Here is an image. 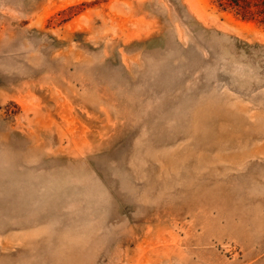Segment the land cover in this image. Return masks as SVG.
<instances>
[{
	"label": "rangeland",
	"instance_id": "374dc122",
	"mask_svg": "<svg viewBox=\"0 0 264 264\" xmlns=\"http://www.w3.org/2000/svg\"><path fill=\"white\" fill-rule=\"evenodd\" d=\"M0 264H264V25L0 0Z\"/></svg>",
	"mask_w": 264,
	"mask_h": 264
},
{
	"label": "trees",
	"instance_id": "16d2710c",
	"mask_svg": "<svg viewBox=\"0 0 264 264\" xmlns=\"http://www.w3.org/2000/svg\"><path fill=\"white\" fill-rule=\"evenodd\" d=\"M223 10H231L243 19H258L264 25V0H215Z\"/></svg>",
	"mask_w": 264,
	"mask_h": 264
}]
</instances>
